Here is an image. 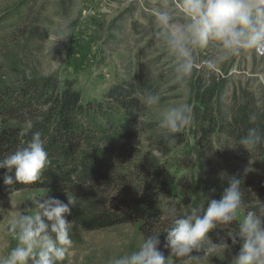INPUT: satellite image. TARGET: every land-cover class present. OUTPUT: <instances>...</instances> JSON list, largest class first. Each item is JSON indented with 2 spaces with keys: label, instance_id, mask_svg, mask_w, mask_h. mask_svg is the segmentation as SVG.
Segmentation results:
<instances>
[{
  "label": "rangeland",
  "instance_id": "rangeland-1",
  "mask_svg": "<svg viewBox=\"0 0 264 264\" xmlns=\"http://www.w3.org/2000/svg\"><path fill=\"white\" fill-rule=\"evenodd\" d=\"M172 2L0 0V89L13 92L27 82L42 78L70 81L81 93L84 105L91 103L96 108L102 105L101 110L93 111L96 116L102 111L103 115L120 119L124 114L118 116L116 109L103 98L104 93L130 79L145 84L148 91L159 94L160 105L150 110L142 105L136 124L122 123L128 130H135L134 138L128 143L132 154L125 152L122 164L142 162L150 171L164 167L166 179L168 175L184 179L183 189L188 188L187 181H192V198L177 207L176 213L180 216L189 211L188 205L197 206L196 193L200 195L205 187L221 178V173L225 174L223 178L232 176L229 171L234 160L225 142L219 145L215 136L213 150L200 143V134L192 135L196 130L192 123L187 126L186 132H191L186 138L181 132L175 134L174 143L168 144L166 136L169 134L158 127L160 109L184 102L194 110L196 85L203 89L215 87L225 103L234 96L241 102L245 93L251 94L258 107L264 108V54H242L210 76L194 71L185 83L177 82L172 57L162 48L154 47L156 30L150 15L152 8H163ZM62 31L68 33L66 41H58L56 45L47 42L49 32L59 35ZM207 55V52L201 53V58ZM13 126L25 130L27 124L13 120L7 124L1 122L0 130ZM154 150H159L161 155L152 156ZM247 170L245 178L251 183L253 196L261 194L263 197L264 157L253 160ZM169 185L171 193L181 195L178 188L172 183ZM49 193L28 189L0 198V257L6 256L16 245L7 231L11 208L31 207L32 197L46 198ZM246 212L241 210L238 221ZM141 225L130 223L88 231L74 224L68 259L71 264H109L111 258L138 249L145 238ZM160 250L166 257L169 255L161 246ZM238 251L239 245H230L229 250L210 258L207 264H230ZM60 264H68V260ZM173 264H178L175 258Z\"/></svg>",
  "mask_w": 264,
  "mask_h": 264
},
{
  "label": "trees",
  "instance_id": "trees-1",
  "mask_svg": "<svg viewBox=\"0 0 264 264\" xmlns=\"http://www.w3.org/2000/svg\"><path fill=\"white\" fill-rule=\"evenodd\" d=\"M146 89L145 84L130 79L104 93L103 98L116 109L118 116L124 114L120 119L103 115L102 111L96 116L94 112L101 110L102 105L98 108L91 103L84 105L81 93L70 81L42 78L27 82L13 92L0 89V123L13 120L32 124L23 137L17 126L0 130V159L14 152L21 141L27 144L35 131L41 133L49 158L42 177L32 185L5 186L2 177L7 169H0V198L28 189L48 190L46 198L73 201L67 219L81 228L94 231L141 223L143 235L160 234L164 248V233L171 226L168 212L172 207L177 211L180 203L192 198L193 184L189 180L188 188L183 189L184 179L178 180L173 175H168L169 180L171 178L168 181L164 167L150 171L142 162L122 164L125 152L132 154L128 143L135 133L134 128L128 130L122 123L136 124L142 108L137 93ZM245 94L241 102L234 96L231 101L226 98L225 103L215 87L203 89L196 85L193 97L197 105L192 111L196 130L192 135L200 134L199 142L210 150H213L214 136L219 145L225 142L234 160L229 173L242 179L243 209L259 214L264 209V196H253L245 175L253 160L264 157V142L250 153L238 142L251 127H258L264 134V108L258 107L251 94ZM253 115L254 121L250 119ZM186 129L182 132L184 138L191 132ZM169 183L178 188L181 195L171 193ZM227 186L228 178L216 179L200 195L196 193L195 204L207 207L210 199H220ZM237 223L238 220L231 225H221L210 236L215 240L219 233L231 245L229 233L237 230Z\"/></svg>",
  "mask_w": 264,
  "mask_h": 264
},
{
  "label": "clouds",
  "instance_id": "clouds-1",
  "mask_svg": "<svg viewBox=\"0 0 264 264\" xmlns=\"http://www.w3.org/2000/svg\"><path fill=\"white\" fill-rule=\"evenodd\" d=\"M155 27L154 47L162 48L172 57L175 80L185 83L194 71L210 76L235 57L249 52L264 54V0H173L163 8L150 10ZM68 33L49 32L47 42L56 45L66 41ZM207 52V58L201 53ZM137 96L145 109L160 105L159 94L147 89ZM192 107L188 103L175 102L159 111L158 127L165 130L168 144L175 142V134L192 123ZM255 120V116L250 117ZM32 128L31 122L20 132L23 137ZM264 142V134L258 127L248 129L239 139V145L249 153ZM39 131L32 132L27 144L21 141L17 149L0 159V169H7L2 177L5 186L32 185L43 175L49 164L48 153ZM159 157L161 152L151 153ZM221 178L225 176L221 173ZM242 179L228 177V186L220 199H210L207 207L188 205L189 211L178 216L176 208L168 212L171 226L165 231L164 251L160 250V234L147 235L138 249L113 257L109 264H207L229 250V243L217 233H210L221 225H231L238 220L244 208L241 192ZM31 207L11 208L7 231L16 245L0 264H60L71 255L70 231L74 222L71 215L73 201L64 202L55 197L31 198ZM229 233L231 245L239 244L230 264H264V209L259 214L247 211Z\"/></svg>",
  "mask_w": 264,
  "mask_h": 264
}]
</instances>
